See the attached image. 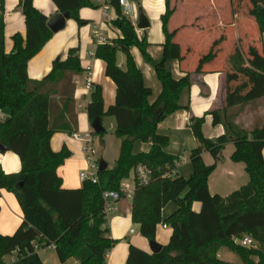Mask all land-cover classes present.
Segmentation results:
<instances>
[{
	"label": "trees",
	"instance_id": "trees-1",
	"mask_svg": "<svg viewBox=\"0 0 264 264\" xmlns=\"http://www.w3.org/2000/svg\"><path fill=\"white\" fill-rule=\"evenodd\" d=\"M51 2L79 27L88 24L79 18L80 9L99 8L94 0ZM165 3L166 10L161 16L165 42L162 57L154 61L146 51V39L137 37L117 0L109 2L116 15L112 26L121 37L96 45L94 57L104 62V75L116 87L115 101L104 111L101 87L92 85L86 113L90 125L96 118L101 123L105 118L114 120L113 134L120 141L119 152L112 168L97 172V183L87 181L79 189L66 190L62 189L57 170L70 157V152L66 148L52 152L49 141L54 133L71 135L76 130L72 79L83 71L78 49H69L64 59L56 57L50 73L41 81H30L27 63L52 36L46 25L48 19L33 7L32 0H18L25 38L15 34L12 50L7 54L4 0H0V111L9 113L8 119L0 121V144L18 157L19 175L23 177L20 189L26 203L39 212L46 226L42 235L23 221L13 234H0V264H5L4 258L14 252L20 258L50 246L61 263L75 259L78 264H105L116 241L110 238L107 228L103 193L118 190L120 182L138 165L151 171V182L146 186L136 185L131 221L138 225L140 235L148 242L155 240L156 227L162 223L171 229V236L157 254L129 245L125 264H231L218 258L221 249L235 254L242 264H264V126L246 131L234 123L227 107L212 110L208 113L212 125H221L224 134L209 140L202 134L204 117L190 118L189 127L198 147L190 152L192 173L187 179L174 174L177 157L164 152L168 138L157 133V126L167 116L186 108L180 105V96L190 86L189 74L175 79L166 68L168 61H181L183 54L174 42L176 32L167 29L173 11L167 0ZM250 4L249 13L263 34L264 5L258 0H250ZM222 43L223 37L212 42L200 57L195 74L216 58ZM133 47L153 67L161 85L152 103L149 102L151 90L144 85L130 54ZM118 52L125 58L122 68L116 62ZM236 78L235 74L227 76L226 85ZM54 96L59 98L56 103L52 101ZM105 134L106 130L92 136L102 138ZM137 141L151 144L150 150L134 154L132 147ZM229 143L235 148L233 160L245 166L248 185L223 200L208 192V177L215 166H205L202 153L208 152L217 161ZM14 178L0 169V190L11 192L17 188L19 184ZM168 203H173L176 210L162 220L161 211ZM194 203L199 204L198 211L193 210ZM245 236L253 241L254 247L245 248L234 242Z\"/></svg>",
	"mask_w": 264,
	"mask_h": 264
},
{
	"label": "crops",
	"instance_id": "crops-1",
	"mask_svg": "<svg viewBox=\"0 0 264 264\" xmlns=\"http://www.w3.org/2000/svg\"><path fill=\"white\" fill-rule=\"evenodd\" d=\"M130 1L136 12L129 20L135 28L137 37L146 39L148 43L146 51L149 57L158 61L162 57V45L165 42L161 16L166 10V0ZM167 3L169 9L173 11L167 29L169 32H176L174 42L179 44L183 59L168 61L166 68L175 79L189 74L190 86L183 90L180 96V105L186 108L161 121L157 126V133L168 138L164 152L177 157L174 174L187 179L192 173L190 152L198 147L189 127L190 118L204 117L202 134L206 139L215 140L224 134V129L221 125L213 126L212 117L208 113L225 107L230 111L235 108L237 102H241L240 107L236 106L238 107L236 118L239 116L242 124L237 120H234V123L246 131L264 126V68H257L243 51L247 46H252L258 53H264V42L261 44L264 33H259L249 14L252 8L250 0H167ZM17 5L18 0H4V51L7 54L12 50V37L15 34L25 38L24 18ZM32 5L47 19L59 13L51 0H32ZM97 5H99L97 9L82 8L78 11L79 18L88 23L85 26L79 27L75 21L66 20L64 29L52 33L51 38L40 51L28 61L26 69L30 81H41L50 73L52 62L56 57L61 56L64 59L69 49H78L83 71L72 79L75 85L73 101L76 130L74 133L91 135L93 132L86 113V107L90 103L91 86L101 87L104 111L114 104L116 93L114 83L104 75V62L94 57L95 47L99 44L111 43L121 37L120 32L112 26V21L116 18L114 9L110 5ZM139 9L149 23V27L145 30H138L135 27ZM218 37H223V43L216 58L204 65L202 72L195 74L200 57L209 50V46ZM241 43H245V46ZM259 47L262 52L258 50ZM232 53L238 55L237 59ZM130 54L142 74L144 85L151 90L149 102L152 103L161 91L154 69L145 61L137 48H131ZM116 62L119 67H124V55L118 52ZM245 64L248 68L243 67ZM231 74H235L237 78L226 85V77ZM87 78L90 79L89 88H86ZM254 84L257 85L258 90H253ZM253 91L257 95H253ZM52 101L56 103L59 98L54 96ZM0 113L8 119V111L1 110ZM252 116L262 123L247 130L246 119L249 122V117ZM104 121L109 123L113 134L114 120L105 118ZM105 136L106 134L102 138L99 137L101 145L105 144ZM92 137L96 139L95 136ZM116 140L119 152L120 141ZM49 146L55 153L62 148L70 152V157L57 170L62 181V189H79L82 183L78 176L83 167L81 144L73 139L72 134L57 132L51 136ZM150 148L151 144L137 141L133 144L132 152L147 153ZM234 152V145L229 143L224 147L217 161L213 160L208 152L202 153L205 166H215L207 182L210 195H217L225 200L248 185L245 166L233 160ZM262 155L264 157V149ZM117 156L112 165L107 164L108 169L113 167ZM0 169L6 175L15 176L14 179L19 184L11 192L0 190V234H13L23 221L42 235L45 234L44 220L34 207L26 203L24 192L20 189L23 177L19 175L18 157L9 151L0 152ZM132 177L133 174L130 172L128 177L122 180L130 189L133 188ZM115 208V212L106 215L110 238L115 240L116 244L107 254L105 264H125L129 245L151 254L149 242L140 235L138 225L131 221V201L122 198L116 203ZM192 208L198 211L199 204L194 203ZM175 210L176 206L168 203L161 211L162 220ZM170 236L171 229L163 223L159 224L156 227L154 242L163 247L168 243ZM232 254L226 249H221L217 256L220 260L232 264L236 260ZM4 262L5 264H78L75 259L61 263L52 248L38 249L20 258L16 257V253H12L4 258Z\"/></svg>",
	"mask_w": 264,
	"mask_h": 264
},
{
	"label": "built area",
	"instance_id": "built-area-1",
	"mask_svg": "<svg viewBox=\"0 0 264 264\" xmlns=\"http://www.w3.org/2000/svg\"><path fill=\"white\" fill-rule=\"evenodd\" d=\"M111 0H95L96 4L109 5ZM260 5H264V0H258ZM118 6L121 8L122 14L128 19L135 14V8L130 0H117ZM96 33V32H94ZM90 87V79L87 78L86 88ZM6 120L3 113H0V121ZM73 139L78 141L83 146V151L88 154V159L90 161L89 170L90 172L80 171L79 180L81 183L91 182L92 184L97 183V172H98V160H94L95 149L93 147V137L91 134L80 135L78 133L72 134ZM131 173L133 174V188H129L124 181L119 184L118 190L106 191L103 193L104 200V212L105 215L115 212V205L122 198L131 201L134 195L135 187L146 186L151 182V171L144 165L136 166ZM165 227V226H163ZM132 232V231H131ZM234 242L241 247L252 248L254 247L253 241L249 237H243L240 239H234ZM48 248L54 249L53 246ZM16 253V252H14Z\"/></svg>",
	"mask_w": 264,
	"mask_h": 264
},
{
	"label": "rangeland",
	"instance_id": "rangeland-1",
	"mask_svg": "<svg viewBox=\"0 0 264 264\" xmlns=\"http://www.w3.org/2000/svg\"><path fill=\"white\" fill-rule=\"evenodd\" d=\"M249 14H251V13H249ZM131 19H133V18H131ZM262 42H264V34H263V40H261V44H262ZM241 44L245 46V43H241ZM258 50L261 51L260 47H259ZM243 51L248 56V59H250V61L255 63V66L257 68H261V69L264 68V62L262 61V59L264 58V53H262V54L258 53V51H256L252 46L251 47L247 46L246 48H244ZM233 55H234V57H236L235 59H237L238 55L236 53H234ZM243 67L248 68V65L245 64V65H243ZM253 90H258V87H257L256 84H254ZM254 94H257V93L255 92ZM261 97H263V96H261ZM240 104H241V102H237L236 106L240 107ZM236 106H234L235 108H232L229 111V114L231 115L233 120H235V121L237 120L238 123L242 124V121H240V117L238 116L236 118V116H237L236 112H237V108H238ZM231 107H233V106H231ZM5 113L7 114V112H5ZM261 123L262 122L260 120H257V119H255L252 116V117H249V122L246 119L245 125L247 124V126L245 128L248 130L249 128H252V127H255V126L256 127L259 126ZM243 124H244V122H243ZM103 127L106 130V136L104 137L105 144L104 145L100 144L101 142L99 140V137H96V139L93 137V147L95 149V155L93 156V159L94 160L103 159L108 165H112L113 164V160H115V158L117 156V153H118V149H117V146H116L117 145V140L113 136V134L111 133L108 122L104 121L103 122ZM78 134L83 135L85 133H78ZM80 151H81V155H82L81 159H82V162H83V167H82L81 171L90 172V170H89L90 161L87 158L88 154H86L83 151L82 144H81V150ZM232 255L236 259L232 264H240V260L237 258V256L234 255V254H232Z\"/></svg>",
	"mask_w": 264,
	"mask_h": 264
},
{
	"label": "water",
	"instance_id": "water-1",
	"mask_svg": "<svg viewBox=\"0 0 264 264\" xmlns=\"http://www.w3.org/2000/svg\"><path fill=\"white\" fill-rule=\"evenodd\" d=\"M69 19V16L67 14H61V13H55L53 14L47 21L46 25L48 29L53 33H58L59 31H62L65 27L66 20ZM135 27L138 30H145L149 27V23L146 19V17L143 15V12L141 9L138 10L137 20L135 23ZM91 129L92 132L96 135H99L104 132V128L102 126V123L99 118H96L91 123ZM7 151L6 147H4L2 144H0V152ZM107 168V163L103 159L98 160V171H103ZM21 184V183H20ZM149 248L151 254H157L161 250V246L156 244L154 241H149Z\"/></svg>",
	"mask_w": 264,
	"mask_h": 264
}]
</instances>
